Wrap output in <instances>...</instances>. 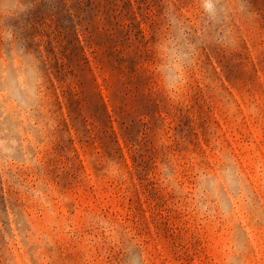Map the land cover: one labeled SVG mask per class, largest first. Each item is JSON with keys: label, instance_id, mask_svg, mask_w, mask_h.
I'll use <instances>...</instances> for the list:
<instances>
[{"label": "rangeland", "instance_id": "obj_1", "mask_svg": "<svg viewBox=\"0 0 264 264\" xmlns=\"http://www.w3.org/2000/svg\"><path fill=\"white\" fill-rule=\"evenodd\" d=\"M216 9L0 0V59L38 69L25 105L0 103V264H264V0ZM225 166L234 190L200 195Z\"/></svg>", "mask_w": 264, "mask_h": 264}, {"label": "clouds", "instance_id": "obj_2", "mask_svg": "<svg viewBox=\"0 0 264 264\" xmlns=\"http://www.w3.org/2000/svg\"><path fill=\"white\" fill-rule=\"evenodd\" d=\"M203 11L211 19L216 15V0H201ZM163 60L162 84L164 90L175 98L183 84V64L188 57L185 46L179 41H172L159 48ZM38 83V69L26 61L0 59V103L6 106L21 107L27 103L29 96L35 95V85ZM6 111L5 109H3ZM12 143L6 137H0V152L11 151ZM110 174L116 171L115 165L108 167ZM168 182L172 181L167 177ZM235 180L230 167H222L218 174L201 175L198 191L200 195L213 200L224 196L225 190H234Z\"/></svg>", "mask_w": 264, "mask_h": 264}]
</instances>
